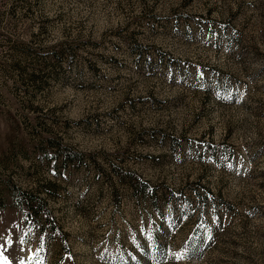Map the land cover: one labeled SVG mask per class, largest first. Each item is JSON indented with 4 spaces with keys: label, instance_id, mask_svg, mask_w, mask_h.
<instances>
[{
    "label": "rangeland",
    "instance_id": "374dc122",
    "mask_svg": "<svg viewBox=\"0 0 264 264\" xmlns=\"http://www.w3.org/2000/svg\"><path fill=\"white\" fill-rule=\"evenodd\" d=\"M0 264H264V0H0Z\"/></svg>",
    "mask_w": 264,
    "mask_h": 264
}]
</instances>
